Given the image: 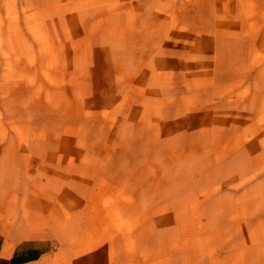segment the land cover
I'll return each instance as SVG.
<instances>
[{
  "label": "rangeland",
  "instance_id": "rangeland-1",
  "mask_svg": "<svg viewBox=\"0 0 264 264\" xmlns=\"http://www.w3.org/2000/svg\"><path fill=\"white\" fill-rule=\"evenodd\" d=\"M100 218L127 264H264V0H0V264Z\"/></svg>",
  "mask_w": 264,
  "mask_h": 264
},
{
  "label": "bare ground",
  "instance_id": "bare-ground-1",
  "mask_svg": "<svg viewBox=\"0 0 264 264\" xmlns=\"http://www.w3.org/2000/svg\"><path fill=\"white\" fill-rule=\"evenodd\" d=\"M244 4L248 5V3L244 2ZM254 31V28L252 29ZM233 57L230 55V53H225L224 56H221L219 58V61L222 63H232ZM46 178V186L52 187L54 186L56 190L60 188L61 184H64L67 180H64V176L57 174L54 178H50L49 176L42 175L41 179ZM61 194L59 192H55L54 194L48 190L44 191L43 200H38L35 204V207L31 213V215L25 220H28L29 222H24L23 220L20 223V229L22 233H27V235L32 234L30 229V225L33 224H43L47 219H53V218H60L61 211L63 209L61 208V205L58 203L60 200ZM56 203V205H54ZM52 207H56V210H53ZM37 208V210H35ZM58 210V211H57ZM7 211L10 213L13 212L12 208L7 207ZM24 218V217H22ZM107 218H100L98 221L99 226H96L93 230L92 234L84 233L81 235L80 241L87 242V250L83 251L82 259L75 258L74 262L77 264H127V252L124 254H114L113 249L115 242H112L111 240H116L115 232L113 230L105 229L107 226ZM34 221V223H32ZM11 220H7V224H10ZM32 225V226H33ZM31 237H35L34 234H32ZM63 242L64 250H63V258H60L56 262H52L48 256V248L44 246L40 251L42 255L34 257L33 258H23V259H15L16 264H40L43 262V264H64L66 259V255L70 252L69 255H71L74 251L72 248L77 243L76 241L69 240V239H62L61 243ZM106 243L109 244V246H106ZM99 246H104L106 249L99 252ZM134 254L132 253V257ZM136 264H144L142 261H138Z\"/></svg>",
  "mask_w": 264,
  "mask_h": 264
}]
</instances>
